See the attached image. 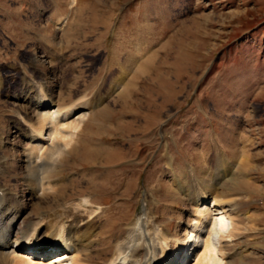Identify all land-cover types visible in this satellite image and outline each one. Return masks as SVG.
Instances as JSON below:
<instances>
[{
  "label": "rangeland",
  "instance_id": "1",
  "mask_svg": "<svg viewBox=\"0 0 264 264\" xmlns=\"http://www.w3.org/2000/svg\"><path fill=\"white\" fill-rule=\"evenodd\" d=\"M41 91L60 107L84 101L92 111L60 167L66 191L33 200L15 124L19 114L38 120L14 97ZM113 155L124 160L114 202L126 193L128 217L110 245L99 237L93 249L112 257L147 209L171 239L190 242L180 261L194 264L223 211L195 230L186 196L219 183L233 206L224 205L227 230L210 236L218 258L264 264V0H0V185L31 217L48 212L56 225L88 179L103 182L97 168ZM88 189L97 208L108 202Z\"/></svg>",
  "mask_w": 264,
  "mask_h": 264
},
{
  "label": "bare ground",
  "instance_id": "2",
  "mask_svg": "<svg viewBox=\"0 0 264 264\" xmlns=\"http://www.w3.org/2000/svg\"><path fill=\"white\" fill-rule=\"evenodd\" d=\"M37 61L38 57L35 56L33 63ZM14 98L33 108L38 120L37 124H33L28 116L19 114L20 118L15 124L18 135L26 142L24 162L27 175L24 186L29 189L33 200L63 193L67 188L61 185L60 167L66 157L77 149L79 131L91 115L90 104L80 101L70 107H60L45 91L35 95L22 93ZM110 157L97 168L101 172L98 174L104 175L103 182L95 183L90 179L87 182L88 188H97L108 202H103L102 207L97 208L90 197L89 189L82 190L79 199L69 200L62 211L60 210L61 215L57 217L59 220L56 225L53 215L48 212L31 217L18 195L10 193L5 186L0 185V255L4 264H183L180 260L190 242L171 239L166 227L156 226L157 218L147 212V209L130 220L128 238L124 242L116 243L112 257L108 249L104 251L92 248L97 239L110 245L119 225L128 217V211L123 207L126 193L125 199L122 195L120 202H114L115 193L124 187V175L118 169L124 160L114 155ZM55 174L58 177L54 178ZM233 175L230 172L228 176L232 179ZM220 185L216 183L213 185L216 189L212 186L214 190L209 192L201 191L194 196H186L196 207L195 230L207 226L206 221L212 218L214 211H223L207 231L203 240L204 250L201 254L196 253L194 264H222L210 236L218 229L221 233L227 230V214L233 203L220 198V193H217ZM210 198L213 202L212 209L203 207ZM226 203H230L228 210L224 206ZM103 206L106 208L103 209ZM213 207L217 209L213 210ZM116 210L119 213H115ZM47 213L48 217H45ZM163 221L167 222L169 219L165 218ZM101 225L106 229L102 235H98ZM195 230L190 233L191 238L196 239L200 234L194 236L197 232ZM197 248L195 247V251ZM59 250L64 252L46 258ZM38 253H43L40 260L36 257ZM99 258H103L102 263L96 261Z\"/></svg>",
  "mask_w": 264,
  "mask_h": 264
}]
</instances>
